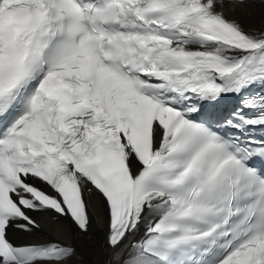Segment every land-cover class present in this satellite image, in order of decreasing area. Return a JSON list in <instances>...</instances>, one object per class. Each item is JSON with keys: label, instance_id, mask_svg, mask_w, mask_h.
I'll return each mask as SVG.
<instances>
[{"label": "snow or ice", "instance_id": "6c2138e0", "mask_svg": "<svg viewBox=\"0 0 264 264\" xmlns=\"http://www.w3.org/2000/svg\"><path fill=\"white\" fill-rule=\"evenodd\" d=\"M257 160L264 0H0V264H264Z\"/></svg>", "mask_w": 264, "mask_h": 264}, {"label": "bare ground", "instance_id": "6f19581e", "mask_svg": "<svg viewBox=\"0 0 264 264\" xmlns=\"http://www.w3.org/2000/svg\"><path fill=\"white\" fill-rule=\"evenodd\" d=\"M255 11V9H254ZM241 23L245 28L251 27L252 25L247 22L245 19L241 18ZM256 26H258V20L256 22ZM42 219L46 220V217ZM103 228H104V218L103 214L100 211L99 207H97L92 212V224H91V232L96 241L94 245L87 246L84 250V259L80 261L74 258L73 264H87L90 261H96L99 264V261L103 259L100 250V239L103 236ZM75 230L70 226H66V230L60 235V239H62L66 243H78L74 239ZM10 238L14 240V242L22 243V242H31L40 239V236H28L19 233H10Z\"/></svg>", "mask_w": 264, "mask_h": 264}]
</instances>
